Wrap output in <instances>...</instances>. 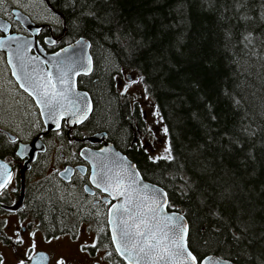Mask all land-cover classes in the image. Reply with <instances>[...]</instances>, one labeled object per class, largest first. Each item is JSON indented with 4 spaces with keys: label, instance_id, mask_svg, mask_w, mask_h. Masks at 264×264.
Returning <instances> with one entry per match:
<instances>
[{
    "label": "trees",
    "instance_id": "trees-1",
    "mask_svg": "<svg viewBox=\"0 0 264 264\" xmlns=\"http://www.w3.org/2000/svg\"><path fill=\"white\" fill-rule=\"evenodd\" d=\"M51 3L66 40L90 41L92 72L80 77L93 103L87 121L166 191L192 253L264 264V0ZM123 72L152 99L171 159H150L154 129L117 90Z\"/></svg>",
    "mask_w": 264,
    "mask_h": 264
},
{
    "label": "flooded vegetation",
    "instance_id": "flooded-vegetation-1",
    "mask_svg": "<svg viewBox=\"0 0 264 264\" xmlns=\"http://www.w3.org/2000/svg\"><path fill=\"white\" fill-rule=\"evenodd\" d=\"M34 1L54 15L57 24L42 15L32 16L30 0H7L5 8L0 2V18L10 23L9 33L30 39V30L15 19L16 10L22 11L39 26L34 36L36 46L45 54H53L71 42L66 40L65 24L52 0ZM2 35L0 31V37ZM21 49L26 58L38 56L35 48L30 47V41ZM0 59L16 92L27 102V107L20 111L28 112V121H24L30 122V105L32 112L38 115L37 129L31 136L20 133L28 130L27 126L18 130L0 117V160L12 168L11 181L0 194V262L5 259L3 249L6 248L9 259L4 263L9 264H20L21 261L24 264H58V261L63 264H126L115 251L108 227L107 212L113 200L90 184V164L82 155L84 149L97 150L105 142H111L119 150L121 147L112 142L108 134L100 143L88 140L87 137L100 130L92 126L95 122L87 119L72 126L63 119L59 128L47 130L34 100L15 83L5 49H0ZM80 77L77 78V88L83 90ZM143 116L146 121L145 110ZM38 137L44 143L45 151L38 153L21 174L28 156L17 155L18 145L30 144ZM50 157L54 158L53 165L47 166L50 171L45 178L37 180L38 169L49 165ZM55 185H61V188ZM46 189H50L48 193L54 196L61 193L63 202L43 201ZM68 195L71 199L66 198ZM18 240L23 242L18 243ZM40 254L46 259L41 260ZM30 256L33 259H29Z\"/></svg>",
    "mask_w": 264,
    "mask_h": 264
},
{
    "label": "snow or ice",
    "instance_id": "snow-or-ice-1",
    "mask_svg": "<svg viewBox=\"0 0 264 264\" xmlns=\"http://www.w3.org/2000/svg\"><path fill=\"white\" fill-rule=\"evenodd\" d=\"M3 30L7 31V28ZM7 39L17 42L19 38L10 36ZM244 40L251 43L250 36H245ZM5 44L4 40H0V48L5 47ZM20 48L21 45L17 43V49L10 50L8 63L13 66L12 75L20 81L21 87L42 108L41 114H44L43 110H47L49 118L57 123V127L59 119L64 116L78 117L74 122L86 119L88 109L80 107V100L83 97L74 92V83H70L68 78L70 72L73 75L80 74L78 70L74 71V62L58 61L50 65V69L55 71H44L38 67L29 68V65L35 63L38 58L31 57L25 60L19 53ZM13 54L16 55L18 64H13ZM56 56L59 57L60 53H56ZM89 71L90 66L84 70V74L87 75ZM164 132L167 133L168 129L165 128ZM165 153L167 155L150 159L172 158L170 147L165 148ZM101 168L106 170L100 173L94 171L92 182L113 199L123 198L122 203L113 204L109 208L108 223L112 225L111 240L115 245V251L127 264H212V257L201 261L189 251L188 228L186 224L181 223L183 217L174 213L165 214V208L168 206L167 193L142 184L140 173L130 172L126 167L113 170L107 165H101ZM10 181L11 172L8 165L0 163V194L7 189ZM87 190L86 188L85 191ZM92 247H95V244ZM29 259L33 258L30 256ZM40 259L44 260L46 257L40 254ZM20 264H24V261ZM58 264L63 262L58 261Z\"/></svg>",
    "mask_w": 264,
    "mask_h": 264
},
{
    "label": "water",
    "instance_id": "water-1",
    "mask_svg": "<svg viewBox=\"0 0 264 264\" xmlns=\"http://www.w3.org/2000/svg\"><path fill=\"white\" fill-rule=\"evenodd\" d=\"M15 19H17L25 29L30 30L31 36L29 39L27 37L24 38L23 36L17 35V34L12 35L11 33H9L10 23L8 21L0 18V30L4 33V35L0 37V40H4L6 42L5 47L0 48V49H5L7 51V63H8V59H9L10 50H16L17 49V43H19L21 45V48H23L25 46V43H27L29 41H30V47L35 48L36 52L38 53V56L36 57V58H38V60L35 63L29 65V68L38 67L39 69H43L44 71H49V70L55 71V69H50V65H53V64L57 63L58 61H64L65 63L74 62V65H75L74 71L78 70L80 72V74L79 75H73L70 72L68 78H69L70 83H74V86H75L74 92L80 94L83 97V99L80 100V107L81 108L86 107L88 109V111H87V117H88L91 110H92V101H91L90 95L87 91L77 88V78L81 75H85L84 70L87 69L89 66L91 68V71H89L87 75H89L92 72L93 59H92V55L90 53V46H91L90 41L84 37H79L76 40H73L72 42H70L69 44L64 46L63 48H61L60 50L56 51L55 53L45 54L42 50L39 49V47L36 46L37 39L34 37L37 33V30L39 29V26L35 25V23L32 22L28 18V16H26L20 10H16ZM4 28H7V31H4L3 30ZM10 36L11 37H18L19 39L17 42L8 41L7 38ZM21 48L19 49V53H20V55L24 56L21 53V51H22ZM64 49H67L68 51L64 52L63 51ZM56 53H60V56L57 57ZM31 57H35V56H30V58ZM24 58H25V60L28 59L26 57H24ZM12 60H13V64H18V61H17L15 54H13ZM8 65L10 66L11 72L13 73V66L10 65L9 63H8ZM13 77L16 80L19 88L24 90V88L21 87L20 81L17 80V77L16 76H13ZM26 93L28 94V92H26ZM83 94H87V95L84 96ZM30 97L34 100L35 104L37 105V107L39 109L40 116H41V119L45 125V128L47 130L59 128V127H57V123L53 119L49 118V116L47 114V110H43L44 114L43 115L41 114L42 108L38 105L37 101L32 96H30ZM78 116H79V114H78ZM77 118L78 117L64 116L62 119H59V126H60V123L63 119H65L67 124L70 126L79 124L85 120V119H82L80 122H74ZM104 137H106V132H100V133H96L92 136L87 137V139L90 140L91 142H97V143L99 142L100 143L101 140L104 139ZM44 151H45V145L40 140L39 137L34 139L30 144H21L20 143L18 145L16 153H20L21 156H28V159L25 160V162H24V167L21 169V174H23L24 170L28 168L30 161H32L38 153L44 152ZM82 155H83L84 159L90 164L89 180H90V184L95 186V187H96V185L92 182L91 177H92V174L94 171L97 173H100L102 170H106V169H102L101 165H107L108 168L113 169V170H117L118 168L123 166V167H126L127 170L130 172H139L136 164L131 159H129L122 151L115 148V146L110 142H105L97 150L84 149L82 151ZM0 163H6V162H4L3 160H0ZM130 166H134V168L130 167ZM8 167H9V171L11 172V176H12V168L9 165H8ZM140 178H141L142 184H147L149 186V188L159 189V190H162L164 193H166V191L164 189H162L160 186L146 181L142 177L141 173H140ZM96 188H98V187H96ZM98 189L102 193H105L101 190V188H98ZM105 194L108 195V193H105ZM110 198L113 200V204H120L123 202L122 197H117L116 199H113L112 196H110ZM167 201H168V196H167ZM173 213L178 215V216L183 217V220L181 221V223L186 224L187 228H188L187 220H186V218L182 212H180L178 210H174V209H169L168 206L165 208V214L171 215ZM107 218H108V216H107ZM107 221H108V219H107ZM108 226H109L110 234L112 235V232H111L112 225H109V223H108ZM187 238H188V236H187ZM187 244H188V241H187ZM114 247H115V245H114ZM188 248H189V246H188ZM189 251H191L190 248H189ZM208 257L213 258L212 264H235L230 260L220 258L216 255H207V256L203 257L201 259V261L206 260Z\"/></svg>",
    "mask_w": 264,
    "mask_h": 264
},
{
    "label": "rangeland",
    "instance_id": "rangeland-1",
    "mask_svg": "<svg viewBox=\"0 0 264 264\" xmlns=\"http://www.w3.org/2000/svg\"><path fill=\"white\" fill-rule=\"evenodd\" d=\"M0 2L1 7L3 6L2 8H5L4 6L7 3V0H0ZM30 14L32 16L42 15L43 17H45L44 19L53 22V24H57L58 22L54 15L48 12L45 8L39 7L34 0H30ZM105 64L108 65V62ZM127 75H131L132 78L127 79ZM126 87L127 91H125ZM116 88L122 95H128L134 103H138L146 111L148 123L151 126L150 128L154 129L153 133L155 137V141L152 142L153 145L148 144L146 146L150 156H152V158H156L167 155L165 153V148L169 146L166 134L161 125L159 116L158 114H156L155 106L152 102V99L145 92L140 79L131 72H123L121 83H117ZM26 107V100H24L23 97L16 92V88L9 79V75L5 70L3 61L0 59V117L3 119V121H5L6 124H12L13 127L18 130L21 129L23 126H27L28 130L20 131V133L24 136H31L37 129L38 115L32 112V106L30 105V122L26 123L24 120L28 121V112L26 113L22 111V113H20V111L24 110ZM53 159L54 158L50 157V164L46 165L42 169H38V172L36 173V176H38L37 180H39V178L43 179L47 176V173L50 171V166L53 165ZM47 166H49V168ZM57 187L61 188V185ZM46 191L49 192L50 189H46ZM52 195L54 196V194ZM66 198L71 199L69 195ZM51 199L55 202H63L64 200L61 196V193H58L57 196L55 195ZM42 200L44 199L42 198ZM48 201L49 200H46L47 203H49ZM61 247H63V242ZM3 252L5 259H9V252L6 250V248L3 249ZM5 259H3L2 264H9L4 263Z\"/></svg>",
    "mask_w": 264,
    "mask_h": 264
}]
</instances>
